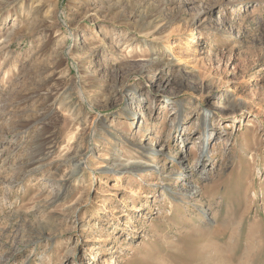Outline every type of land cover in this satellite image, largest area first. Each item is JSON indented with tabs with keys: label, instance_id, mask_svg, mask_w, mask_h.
Listing matches in <instances>:
<instances>
[{
	"label": "rangeland",
	"instance_id": "374dc122",
	"mask_svg": "<svg viewBox=\"0 0 264 264\" xmlns=\"http://www.w3.org/2000/svg\"><path fill=\"white\" fill-rule=\"evenodd\" d=\"M225 263L264 264V0H0V264Z\"/></svg>",
	"mask_w": 264,
	"mask_h": 264
},
{
	"label": "bare ground",
	"instance_id": "6f19581e",
	"mask_svg": "<svg viewBox=\"0 0 264 264\" xmlns=\"http://www.w3.org/2000/svg\"><path fill=\"white\" fill-rule=\"evenodd\" d=\"M208 113L206 114V119H205V125H207L206 124V122H207V118H208ZM207 127V126H206ZM210 141V140H209ZM207 142H208V138H207V133H206V135H205V137H204V143H203V145L205 146L206 144H207ZM202 149H203V147H202ZM207 155L205 154V151H204V157H203V164H202V172L203 171H205L206 170V168H207V164L205 163V162H208V160H207ZM187 193H189L191 196H195L196 194H197V190H196V188L195 187H191L189 190H188V192ZM221 249V248H220ZM222 250V249H221ZM234 257V256H233ZM224 257L222 256V255H217L216 253L215 254H213L212 255V259H216V260H222ZM235 258V257H234ZM233 258V259H234ZM210 260V259H209ZM226 264V263H225Z\"/></svg>",
	"mask_w": 264,
	"mask_h": 264
}]
</instances>
